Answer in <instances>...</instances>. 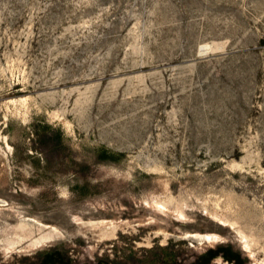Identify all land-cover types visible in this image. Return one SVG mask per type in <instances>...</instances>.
Here are the masks:
<instances>
[{
    "label": "rangeland",
    "instance_id": "obj_1",
    "mask_svg": "<svg viewBox=\"0 0 264 264\" xmlns=\"http://www.w3.org/2000/svg\"><path fill=\"white\" fill-rule=\"evenodd\" d=\"M228 245L264 264V0H0V264Z\"/></svg>",
    "mask_w": 264,
    "mask_h": 264
},
{
    "label": "trees",
    "instance_id": "obj_2",
    "mask_svg": "<svg viewBox=\"0 0 264 264\" xmlns=\"http://www.w3.org/2000/svg\"><path fill=\"white\" fill-rule=\"evenodd\" d=\"M222 253V255L227 260L237 261L239 258V254L234 253L232 251V247L228 246H218L216 249L208 250L207 254L203 256L202 260L199 262H195L193 264H208L209 260L218 254ZM178 253L169 250L168 247L161 248V253L156 255L155 257H151L147 255L143 259H138V264H158L159 261L161 264H176L178 262ZM160 259V260H159ZM72 258L69 254V249L63 246H55L50 249H46L39 253V257L32 261L30 264H71ZM102 259H99V263Z\"/></svg>",
    "mask_w": 264,
    "mask_h": 264
},
{
    "label": "bare ground",
    "instance_id": "obj_3",
    "mask_svg": "<svg viewBox=\"0 0 264 264\" xmlns=\"http://www.w3.org/2000/svg\"><path fill=\"white\" fill-rule=\"evenodd\" d=\"M205 236H206V238H208V239H212V238H213V235H211V234H206Z\"/></svg>",
    "mask_w": 264,
    "mask_h": 264
},
{
    "label": "water",
    "instance_id": "obj_4",
    "mask_svg": "<svg viewBox=\"0 0 264 264\" xmlns=\"http://www.w3.org/2000/svg\"><path fill=\"white\" fill-rule=\"evenodd\" d=\"M219 258H221V261H224V258L223 257H219ZM216 260L218 261V258Z\"/></svg>",
    "mask_w": 264,
    "mask_h": 264
}]
</instances>
